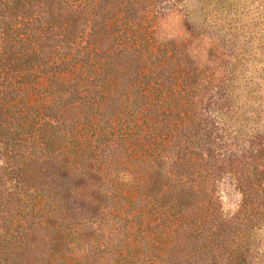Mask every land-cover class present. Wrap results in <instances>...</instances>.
Instances as JSON below:
<instances>
[{
  "label": "trees",
  "instance_id": "16d2710c",
  "mask_svg": "<svg viewBox=\"0 0 264 264\" xmlns=\"http://www.w3.org/2000/svg\"><path fill=\"white\" fill-rule=\"evenodd\" d=\"M162 1L0 0V264H257L264 135L217 154L220 44Z\"/></svg>",
  "mask_w": 264,
  "mask_h": 264
},
{
  "label": "rangeland",
  "instance_id": "374dc122",
  "mask_svg": "<svg viewBox=\"0 0 264 264\" xmlns=\"http://www.w3.org/2000/svg\"><path fill=\"white\" fill-rule=\"evenodd\" d=\"M166 2L174 3L166 0L161 5ZM176 2L196 33L221 45H218L219 55L223 57L221 72L233 86L232 101H227L216 88L208 90L204 96L203 107L208 119L221 126L218 132L223 139L218 141L217 154L222 155L221 149L229 148L231 152H227V156L244 157L249 162L253 159L252 150L258 151L260 147L256 135H264V0ZM228 53L230 59L226 58ZM261 164L264 168V155ZM252 168V164H248L249 172ZM218 191L223 213L229 218L240 208L243 199L236 175L223 173ZM258 237L262 238V243L256 262L263 264L264 227L258 230Z\"/></svg>",
  "mask_w": 264,
  "mask_h": 264
}]
</instances>
